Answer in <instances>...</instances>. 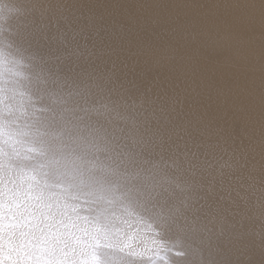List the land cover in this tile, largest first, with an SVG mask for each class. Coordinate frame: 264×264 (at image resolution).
<instances>
[{
	"label": "bare ground",
	"instance_id": "obj_1",
	"mask_svg": "<svg viewBox=\"0 0 264 264\" xmlns=\"http://www.w3.org/2000/svg\"><path fill=\"white\" fill-rule=\"evenodd\" d=\"M0 171L22 264H264V0H0Z\"/></svg>",
	"mask_w": 264,
	"mask_h": 264
},
{
	"label": "snow or ice",
	"instance_id": "obj_2",
	"mask_svg": "<svg viewBox=\"0 0 264 264\" xmlns=\"http://www.w3.org/2000/svg\"><path fill=\"white\" fill-rule=\"evenodd\" d=\"M6 185H7L6 173L0 171V237H2L4 231L6 230V225L3 219ZM109 245L110 242L107 240L106 237L97 235L91 244L90 253L86 260V264H101V260L97 253V249ZM5 260H9V264H22V261L20 259L17 258L13 260L11 257H8L6 255L3 248V242L2 240H0V264H5Z\"/></svg>",
	"mask_w": 264,
	"mask_h": 264
}]
</instances>
